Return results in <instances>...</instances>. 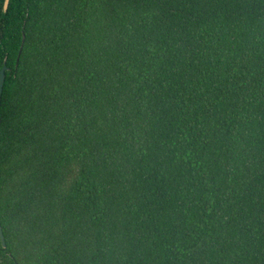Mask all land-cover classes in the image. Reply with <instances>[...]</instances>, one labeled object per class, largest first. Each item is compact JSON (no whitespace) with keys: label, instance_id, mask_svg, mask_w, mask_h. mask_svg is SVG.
Instances as JSON below:
<instances>
[{"label":"trees","instance_id":"16d2710c","mask_svg":"<svg viewBox=\"0 0 264 264\" xmlns=\"http://www.w3.org/2000/svg\"><path fill=\"white\" fill-rule=\"evenodd\" d=\"M0 264H264V0H0Z\"/></svg>","mask_w":264,"mask_h":264},{"label":"water","instance_id":"95a60500","mask_svg":"<svg viewBox=\"0 0 264 264\" xmlns=\"http://www.w3.org/2000/svg\"><path fill=\"white\" fill-rule=\"evenodd\" d=\"M8 3H9V0L4 1V10L7 8ZM5 70H6V66L3 65V67L0 69V102H1L3 83H4V79H5ZM0 240H1L2 246H4V240H3L1 226H0Z\"/></svg>","mask_w":264,"mask_h":264},{"label":"flooded vegetation","instance_id":"af4514ba","mask_svg":"<svg viewBox=\"0 0 264 264\" xmlns=\"http://www.w3.org/2000/svg\"><path fill=\"white\" fill-rule=\"evenodd\" d=\"M5 1V0H4ZM3 65H5V64H3ZM3 67V66H2ZM6 70H7V68H6ZM6 70H5V72H6Z\"/></svg>","mask_w":264,"mask_h":264}]
</instances>
